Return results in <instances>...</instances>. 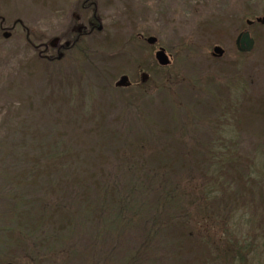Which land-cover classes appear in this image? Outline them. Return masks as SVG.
Masks as SVG:
<instances>
[{"label": "rangeland", "instance_id": "rangeland-1", "mask_svg": "<svg viewBox=\"0 0 264 264\" xmlns=\"http://www.w3.org/2000/svg\"><path fill=\"white\" fill-rule=\"evenodd\" d=\"M82 1L0 0V264H264V0H92L50 61Z\"/></svg>", "mask_w": 264, "mask_h": 264}, {"label": "flooded vegetation", "instance_id": "flooded-vegetation-1", "mask_svg": "<svg viewBox=\"0 0 264 264\" xmlns=\"http://www.w3.org/2000/svg\"><path fill=\"white\" fill-rule=\"evenodd\" d=\"M78 7H79V10L81 11V13L83 14L84 17L86 15L88 16V12L90 10L93 11V15H92V17L90 19L88 18V25L87 26L82 27V28L78 29L77 31H75L73 33V36H72L70 42H66L64 45H61L60 44V39L54 40L55 44H54L53 47H54L55 50L58 51L59 55H58L57 58L50 57V61H52V62L55 61V60L56 61L61 60L63 58L64 54H65V51L66 52L70 51V50L74 49L78 45H84L82 41H84L85 37H88V36L92 35L95 31H98V32H102L103 31V27L101 25L99 16L96 14V12H97V4L95 2H93L92 0H85V1L80 2L78 4ZM257 23H259V22H257ZM248 24L252 25V23H250V22ZM237 48H238V46H237ZM123 76H127V75H123ZM129 83H130V86H131L132 83L130 81V78H129ZM262 118H264V110H263Z\"/></svg>", "mask_w": 264, "mask_h": 264}, {"label": "water", "instance_id": "water-1", "mask_svg": "<svg viewBox=\"0 0 264 264\" xmlns=\"http://www.w3.org/2000/svg\"><path fill=\"white\" fill-rule=\"evenodd\" d=\"M259 23L264 24V19H259ZM8 38V35H5ZM157 39L155 37H149L147 39V43L150 45H155L157 43ZM236 44L238 46L239 51L244 53H250L255 46V41L252 39L249 32L242 33L237 41ZM225 54V50L219 46L215 47L212 53V56L214 58H222ZM156 60L162 67H168L170 65V59L168 55L166 54L165 50L160 48L158 52L156 53ZM149 79V76L144 73L141 76V82L146 83ZM130 86L129 78L127 76H123L118 83L116 84V87L118 88H127Z\"/></svg>", "mask_w": 264, "mask_h": 264}, {"label": "trees", "instance_id": "trees-1", "mask_svg": "<svg viewBox=\"0 0 264 264\" xmlns=\"http://www.w3.org/2000/svg\"><path fill=\"white\" fill-rule=\"evenodd\" d=\"M260 110H261V111H260V114H259V115H261V116H262V115H263V110H264V109H263V108H261Z\"/></svg>", "mask_w": 264, "mask_h": 264}]
</instances>
